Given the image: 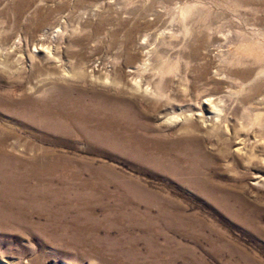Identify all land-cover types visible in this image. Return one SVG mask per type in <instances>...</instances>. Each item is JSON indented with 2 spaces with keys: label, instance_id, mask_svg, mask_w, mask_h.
I'll use <instances>...</instances> for the list:
<instances>
[{
  "label": "rangeland",
  "instance_id": "374dc122",
  "mask_svg": "<svg viewBox=\"0 0 264 264\" xmlns=\"http://www.w3.org/2000/svg\"><path fill=\"white\" fill-rule=\"evenodd\" d=\"M4 149L0 264H264V0H0Z\"/></svg>",
  "mask_w": 264,
  "mask_h": 264
},
{
  "label": "bare ground",
  "instance_id": "6f19581e",
  "mask_svg": "<svg viewBox=\"0 0 264 264\" xmlns=\"http://www.w3.org/2000/svg\"><path fill=\"white\" fill-rule=\"evenodd\" d=\"M63 101H66V99L63 100ZM66 103H68V105L72 104V103L76 104L75 102H72V101H69V100L66 101ZM42 106L43 107L40 108L41 110L38 113H40V114L44 113V116H47V117H58V114H60L64 118L69 119V121H71L70 122L71 125H73L72 121L77 119V118H79L83 123H87V121H90V119H89L90 117H87V118H85L84 116L81 117L83 114H80V113L75 112V111L73 112V110L70 109V107H68V106H61V107H58V108L57 107L52 108L48 104H42ZM79 106L82 109H84L83 105H79ZM87 108L90 109L89 107H86V109ZM91 110H93V109H91ZM105 124H107V122H103V121L100 120L99 121V125H97L96 128H95L96 129L95 132H101L102 135H104V133L106 134L107 130H106V125ZM189 132L190 131H188V133H186V134L190 135ZM104 136H106V135H104ZM191 136L195 137L197 135L191 134ZM150 141H151V143H147V142H150ZM122 143H125L126 145H130L132 148H136L140 152L144 149L145 153H146L147 150L153 149L154 151H157L158 153H161L162 155H165L168 152H170L172 149L173 150H177L181 154L180 157L178 155L176 157V159H178L177 160L178 162H182L183 161V159H179V158H184V157H189L190 156L186 152V149H185L186 145L184 144V142H180V141H178V142L174 143L173 145H171V144H168L166 141H159V140L153 141L152 139H148V138L143 137L141 135L130 134L128 136H123ZM4 150H5V153H3L4 156L0 154V158L1 159L4 158L5 160H8L10 158L9 150H7V149H4ZM183 153H184V155H183ZM32 157L33 158L35 157V153L32 154ZM17 161L21 162L22 160H17ZM14 166L16 167V166H18V164H15Z\"/></svg>",
  "mask_w": 264,
  "mask_h": 264
}]
</instances>
